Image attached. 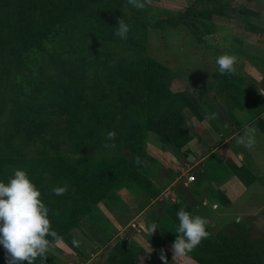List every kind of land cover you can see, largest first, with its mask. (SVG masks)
<instances>
[{"label":"rangeland","instance_id":"obj_1","mask_svg":"<svg viewBox=\"0 0 264 264\" xmlns=\"http://www.w3.org/2000/svg\"><path fill=\"white\" fill-rule=\"evenodd\" d=\"M59 2L60 0H0V24L6 25L8 22L21 30H33L46 22L45 16L49 18L51 10ZM97 3L99 6L116 4L125 18L138 15L146 18L149 24L145 29L134 30L129 43L106 42L102 51L109 54L111 61L128 57V61L124 63H129L133 58L146 57L168 69L174 68L180 74L175 72L178 76L168 88L154 81H148L143 88L145 114L156 119L152 124L149 120L146 123L132 120L126 112L116 107L114 102L118 92L111 88L106 77L103 78L104 94L101 99L105 108L97 107L92 101V73L88 71L84 85L76 94V107H50L43 100L32 125L18 131L9 119L10 108L18 97L16 63L12 58L0 57V180L6 182L13 175L14 169L28 170L50 209L52 228L61 237L48 253L58 264H84L91 259V254L99 249L93 235H103L105 241L113 237L112 243H123L137 252L141 249L130 239L120 240L122 236L119 234L114 237L120 226H114L109 221V217H115L111 197L117 193H126V184H135L131 181L132 175L128 174L130 177L121 178L122 180L115 177L110 198L106 194L112 186L108 189L105 187L106 190L101 194L91 197L77 188L74 178L101 156L130 164L134 168L133 175L138 174L134 181L141 182H136L141 186L145 184L144 178L154 179L155 175V178L165 183L171 181L169 176H181L182 179L178 180L182 183L189 172L195 178L200 165H194L195 159L188 161L187 157L188 153L195 154L193 138L198 137L199 133L203 134L198 122L200 115L202 113L207 119L210 113L206 105L219 104L220 98L225 97L221 88L237 85L229 74L219 73L215 62L218 57L216 50L224 54L226 47H223L231 41L233 34L258 40L264 37V0H218L215 3H200L199 0H152L151 5L144 10H138L128 4L127 0H99ZM192 6L198 9V13L189 18L191 27L184 22L175 26L153 25L160 19L175 18ZM247 31L252 33H246ZM204 59L206 67L200 63ZM197 68H200V72H197ZM55 72V69L53 71L47 68L45 77L52 78ZM214 72H218V76ZM100 109L97 117L95 111ZM95 116L99 121L103 120L105 126L113 127L112 130L116 132L114 142L106 139L107 132L95 129ZM159 123L169 125V132L176 139L175 144L161 136ZM210 123L209 121L208 126ZM112 143L115 147L105 146ZM137 157L139 163L135 162ZM198 183L194 179L190 185L196 184L197 189L202 184ZM57 186L66 187V193L55 195L51 189ZM248 196L252 205L262 200L261 197L256 199ZM197 197L201 200L200 195ZM244 198L242 195L236 198L234 207L226 209V216L217 202L219 205L214 216L221 218V221L210 222L207 230L211 236L220 231L227 236L235 233L241 238L248 236L251 246L245 251L242 249L238 259L229 257L230 263L240 261L242 264H264V209L245 205L249 210L251 207L256 209L257 213L252 217L245 215L239 219L241 214H235L234 210L246 209L241 203ZM215 202L211 200L209 205ZM128 204L132 206L130 202ZM59 212L67 216L69 214L68 221L59 222ZM167 223L163 229L169 233L168 237L173 243L176 229L174 230L170 218ZM116 238L119 240H114ZM74 239L79 241L78 247L73 244ZM0 255L1 262L7 264L3 246H0ZM174 259L176 264H218L212 255L201 252L200 245L185 257ZM140 263L144 264V260L138 264Z\"/></svg>","mask_w":264,"mask_h":264},{"label":"trees","instance_id":"obj_2","mask_svg":"<svg viewBox=\"0 0 264 264\" xmlns=\"http://www.w3.org/2000/svg\"><path fill=\"white\" fill-rule=\"evenodd\" d=\"M97 1L99 0H60L56 8L51 10L50 17L45 16L46 22L33 30H21L18 26H13L8 22L6 25L0 24V57L12 58L16 63L18 97L10 108L9 119L18 131L32 125L33 118L37 116L38 108L43 100L50 107H76V94L78 89L84 85L88 71L92 73L91 97L97 107L105 108V103L101 102V99L104 94L103 78L106 77L111 88L118 92L114 102L116 107L126 112L129 115L128 118L140 123H146L149 120L152 124L156 121L153 116L145 114L142 90L148 81L157 82L168 88L178 73L146 57L133 58L129 63H124L128 61V57L111 61L109 54L102 51L106 42L129 43L134 30L145 29L149 24L142 16L134 15L125 18L116 4L108 3L99 6ZM217 1L199 0L200 3ZM197 13L198 9L192 6L175 18L160 19L153 25L175 26L184 22L191 27L189 18ZM120 18L130 25L126 40L115 35ZM47 68L53 71L55 69L56 72L52 78L45 77ZM215 76H218V72H215ZM100 111L101 109L95 111L97 117ZM96 116L93 122L95 129H101L103 132L113 129L112 126H105L103 120L99 121ZM168 126L159 123V132L161 136L175 144L176 139L169 132ZM177 144L181 145V142ZM133 169L130 164H122L121 160L101 156L80 171L74 178V184L83 193L95 197L112 186L116 176L124 179L130 177L127 176L130 174L132 175L131 181L135 185L152 196L157 195L159 189L154 187V183L148 177L144 178L145 184L142 186L139 185L141 182L136 181L138 184L134 181L138 174L133 175ZM238 174L242 177L241 171ZM113 188L112 186L107 190L108 192L106 191L109 198L113 194ZM176 189L186 198L187 194L182 185L177 184ZM219 198L223 202H228L223 194H219ZM181 207L197 214L188 204L168 206L167 214L175 229L179 223L177 212ZM69 217V214L68 216L61 212L57 214L59 222H66ZM236 225L245 229L244 226ZM220 232L202 240L201 252L212 255L218 264H242L240 261L230 263L228 258L238 259L239 253L251 246L248 236L241 238L236 233L233 236H227ZM34 263L58 264L48 254L46 259L37 258ZM107 263L135 264L132 249L123 243H115L107 258ZM0 264H3L1 258Z\"/></svg>","mask_w":264,"mask_h":264},{"label":"crops","instance_id":"obj_3","mask_svg":"<svg viewBox=\"0 0 264 264\" xmlns=\"http://www.w3.org/2000/svg\"><path fill=\"white\" fill-rule=\"evenodd\" d=\"M232 37L223 48L226 47L224 53H235L239 57L235 74H229L237 85L221 88L225 97L220 98L219 104L206 105L210 115L215 113L216 118L209 120L211 123L208 126L209 121L201 113L198 122L203 134L199 133L198 137L192 140L195 143L194 165H200L193 180L195 179L197 184L202 183L198 185L200 190L195 188L196 184L190 185L192 181L186 183V176L190 175V172L182 183L178 180L181 176H169L172 179L166 184L165 181L155 178V175L154 179H150L154 187L159 189L157 195L152 196L137 185L128 183L126 193H117L111 199L115 217H109V221L114 226H120L113 236L119 234L122 236L120 240L130 239L141 247L138 252L132 250L136 264L142 259L144 264H165L161 259L162 252L167 258V264H176L171 251L172 240L168 237L169 233L163 229L170 218L167 207L171 204H188L197 214L207 217L211 223L221 221V218L214 216L219 204L223 208V215L226 216V209L234 207L236 198L241 195L245 197L241 203L246 209L234 210L235 214H241L239 219L245 215L252 217L257 213L256 209L251 207L249 210L246 206H259L264 209V37H260L261 40L238 37L235 34ZM216 53L218 56L222 55L219 50H216ZM200 63L207 66L205 59ZM170 70L178 72L174 68ZM197 72H200V68H197ZM246 128L255 130V143L251 147L237 143L239 138L245 137ZM239 171L242 177L239 176ZM177 184L185 189L186 198L177 191ZM221 193L228 199L227 203L219 198ZM197 195L201 196V200ZM248 195L256 199L261 197L262 200L252 205ZM211 200L216 202L209 205ZM128 202L132 204L131 207ZM133 207L136 209L133 210ZM170 221L173 225L171 218ZM153 223L157 224L158 228L150 235L146 228ZM141 224L145 226L144 229L140 227ZM92 238L99 249L95 250L96 253L91 254L93 257L84 264H106L114 245L113 237L108 241H105L103 235H93Z\"/></svg>","mask_w":264,"mask_h":264},{"label":"clouds","instance_id":"obj_4","mask_svg":"<svg viewBox=\"0 0 264 264\" xmlns=\"http://www.w3.org/2000/svg\"><path fill=\"white\" fill-rule=\"evenodd\" d=\"M128 4L144 10L151 5L152 0H127ZM130 25L123 18L117 23L115 35L122 40L128 38ZM239 57L235 53H224L216 58L218 71L221 75L235 74ZM213 113L207 119H215ZM254 129H245V137L237 140L238 144L251 147L255 143ZM106 139L115 141L116 132L108 131ZM106 147H115V144H106ZM139 163V157L136 158ZM55 195H63L67 188L57 186L51 189ZM50 209L42 199L40 188L34 183L27 169L17 168L13 175L0 180V245L5 250L7 264H34L37 258H47V254L55 247V241L61 239L53 230L50 219ZM178 226L176 238L171 246L173 257H185L191 253L202 240L210 236L207 230L210 221L207 217L193 214L181 207L177 212ZM145 228L143 224L140 225ZM158 225L153 223L146 228L152 235ZM51 238V239H50ZM79 246V241L73 240ZM161 259L167 264V258L161 253Z\"/></svg>","mask_w":264,"mask_h":264},{"label":"built area","instance_id":"obj_5","mask_svg":"<svg viewBox=\"0 0 264 264\" xmlns=\"http://www.w3.org/2000/svg\"><path fill=\"white\" fill-rule=\"evenodd\" d=\"M194 176L192 174L186 176V183L192 181ZM81 264V263H80Z\"/></svg>","mask_w":264,"mask_h":264},{"label":"water","instance_id":"obj_6","mask_svg":"<svg viewBox=\"0 0 264 264\" xmlns=\"http://www.w3.org/2000/svg\"><path fill=\"white\" fill-rule=\"evenodd\" d=\"M187 159H188V161H193L195 158H194L193 154L188 153Z\"/></svg>","mask_w":264,"mask_h":264}]
</instances>
